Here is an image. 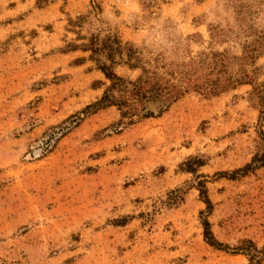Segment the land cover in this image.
Here are the masks:
<instances>
[{"label":"rangeland","instance_id":"1","mask_svg":"<svg viewBox=\"0 0 264 264\" xmlns=\"http://www.w3.org/2000/svg\"><path fill=\"white\" fill-rule=\"evenodd\" d=\"M99 29L167 62L240 55L264 0H0V264H253L235 247L264 250V166L229 175L262 149L252 85L189 91L131 124L115 106L83 112L108 81L65 47ZM253 67L263 81L264 52Z\"/></svg>","mask_w":264,"mask_h":264},{"label":"trees","instance_id":"2","mask_svg":"<svg viewBox=\"0 0 264 264\" xmlns=\"http://www.w3.org/2000/svg\"><path fill=\"white\" fill-rule=\"evenodd\" d=\"M86 19L87 15L79 14L76 20L71 22L81 26ZM213 29L216 30V27ZM221 31L216 30L211 37H220L221 40L224 35ZM253 36H255L253 39L243 43L240 55L228 54L226 50L200 52L197 57L180 62H167L162 56L153 55L143 46L123 41L110 29L92 31L87 36L77 35V40L82 41L69 43L65 49L87 53L86 57L77 58L76 61L89 60L108 81L106 84L99 81L104 85L102 95L93 103L86 105L83 112L94 113L115 106L119 110L121 120L127 119V123L131 124L136 120L160 115L189 91L214 96L241 84H251L250 97L261 109L263 117L264 80L257 82L256 70L259 71V68L249 69L248 66L253 64L256 55L264 52V31ZM117 66L137 69L138 74L134 78L124 77L115 71ZM152 102H160L162 105L157 114L148 107ZM259 134L262 142L261 151L256 152L250 162L230 173V177L238 172L245 174L256 167L264 166V130L260 129ZM197 186L208 211L212 202L206 193L205 182L199 180ZM201 223L206 242L215 248L224 246L213 235L206 217ZM246 243H250L251 247H246ZM235 249L247 250L249 261L253 264H260L264 259V250L257 249L250 240H242Z\"/></svg>","mask_w":264,"mask_h":264}]
</instances>
